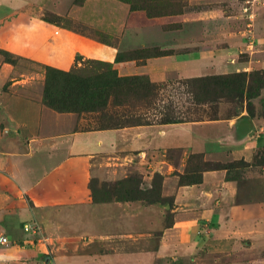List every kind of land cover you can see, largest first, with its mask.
Listing matches in <instances>:
<instances>
[{"label":"crops","instance_id":"1","mask_svg":"<svg viewBox=\"0 0 264 264\" xmlns=\"http://www.w3.org/2000/svg\"><path fill=\"white\" fill-rule=\"evenodd\" d=\"M92 1L84 11L101 2ZM246 1L172 0L149 8H157L154 15L116 1L111 39L102 37L104 28L102 38L51 28L31 16L41 0H0V53L61 71L79 56L153 83L264 71V0L250 6L251 27ZM16 67L0 64V264H175L181 251L209 255L213 264H264V162L253 163L264 152V117L218 112L217 120L84 128L77 114L56 112L23 91L42 76L29 69L13 77ZM191 154L249 167L235 181L208 171L197 184H181ZM155 175L172 208L92 198L93 180L138 176L149 189ZM28 223H37L41 237L23 231Z\"/></svg>","mask_w":264,"mask_h":264},{"label":"rangeland","instance_id":"2","mask_svg":"<svg viewBox=\"0 0 264 264\" xmlns=\"http://www.w3.org/2000/svg\"><path fill=\"white\" fill-rule=\"evenodd\" d=\"M84 1L85 0H41V3L33 4L30 13L31 16L41 19L51 28H57L59 31L72 30L89 36H96L97 38H105V33H107L111 39L116 38L115 33H117V30L113 23L118 21L117 15L120 11L116 12L113 9V3L119 2L122 4L123 2L119 0H116L117 2L115 0H101L100 3L98 2L96 4L95 8L93 6L84 11V8H82ZM123 1H129L130 4L135 1L136 3H139V6L144 4L138 0ZM167 1L168 2L166 3L165 0H147L145 6L153 7V5H158L164 8V6L168 4L169 7L173 2L172 0ZM92 2L95 4V0ZM128 7L131 6L128 5ZM155 9L157 8H154V10ZM249 14L250 17L248 15L245 16L247 18V25L251 27L256 17L252 12ZM100 28H104L105 31L103 32L102 37H100ZM96 29H98V31ZM142 55L143 53L140 54L139 52L136 55L123 54L120 58L126 59L132 58V56L141 57ZM4 61L5 59L1 52L0 64L4 63ZM8 61L17 66L14 70L13 77L20 73L24 75L28 74L29 69H34L39 72L38 74L42 76L41 79L32 80L33 82H28L25 87L21 89L27 92L29 96L40 100V102L42 101L41 94L44 89H47L51 95L56 96V98L64 101L67 105L72 107L77 106L79 109H81L82 104L84 107L85 105H88L90 97L87 91L95 86H98V88L104 87V91L109 92L113 97L119 96L115 91L116 70L112 65L106 63V66L102 64H93L91 60L76 56L74 65L68 71H61L52 67H39L32 65L29 61L21 59L15 55L9 57ZM254 71L250 73L241 72L224 75L226 76L225 78H214L208 83H185L186 80L190 79H177L175 81L154 83L160 86V88L155 92L154 96L148 97L145 101L139 102L144 106H138L140 104L132 100L131 104H128L125 108H110L109 112L110 114H113L114 112H118L119 114L130 112L140 119H148L157 122L163 117L162 114H169L175 118H202V120H205L206 115H211V113L214 114L216 111L217 113L219 112L222 118H230L235 114L239 115L244 111L248 113L250 117H261L263 113L261 111L260 101L264 99V87L260 88V81L264 82V75L257 72H255V74ZM131 77H139L142 79L147 78L145 76ZM130 97L132 96H129L128 99H130ZM79 117L83 120L84 128H101L99 114L82 111ZM176 157V152H170L168 154L170 161H174ZM260 157L261 160L255 159V162L253 163L257 164L259 161L264 162V152L260 154ZM205 161L215 162L204 160L199 155L191 154L188 156L185 170L182 175H179L180 181H184V183H193L194 181L199 180L202 173L208 172L205 171ZM215 163L225 164L222 162ZM232 167L238 169L234 170L232 168L230 171V177L234 176L233 171L238 173V176L241 177L245 167H240V164H234ZM209 168L212 169L211 167ZM159 181L160 177L155 175L152 180V187L149 189L145 186H143L144 188H140L141 180L138 176H133L122 181L120 187L115 184L104 185L95 180L91 181L90 186H92L91 188L93 189L96 198H110L113 194L117 193V196L120 197L128 196V198H140L146 201H154L159 197ZM144 184L145 183L142 185ZM161 199L162 203L167 204L170 207L173 205L172 197ZM170 217L171 216L168 215L167 219L170 220ZM168 237L171 244L177 242L178 238L173 234H170ZM180 253L185 257L183 256V258L175 264H200L202 261L204 264H213L211 257H209V255L201 257V252L187 251L188 254L186 255L183 254L184 252L182 251ZM199 257L201 258L198 259ZM260 257L264 260V254ZM238 262L239 261L235 260V264ZM157 264H164V262Z\"/></svg>","mask_w":264,"mask_h":264},{"label":"trees","instance_id":"3","mask_svg":"<svg viewBox=\"0 0 264 264\" xmlns=\"http://www.w3.org/2000/svg\"><path fill=\"white\" fill-rule=\"evenodd\" d=\"M119 1L130 5L131 6L130 10H143V11H145V14H147V15L156 14V12H155L156 10L151 11L149 9V8L152 9V7H146L145 6V4H146L145 2L147 0H138V1H141L144 3L140 6H139V3H136L135 1L133 3L131 2V4L129 1H123V0H119ZM2 55H3L6 63H10L8 61V58L14 56L13 54H10L7 52H2ZM91 62L93 64H98V65L102 64L104 66H106V64H107V63L105 64L103 62L96 61V60H91ZM255 72L264 75L263 70H257V71H254V73ZM64 75H67V74H64ZM115 76H116V88H115L116 90L115 91H116V93L119 94L118 97H116V96L113 97V96H111V94L109 92H105L104 87L98 88V86H95L94 88H90L89 91H87L88 95L90 97L88 100V105L87 106L85 105V107H84V105L82 104L81 109H79L77 106L72 107V106L67 105L64 101H61V100H59V98H56V96L51 95V93L47 89H44V90H42V94H41V98H42L41 102L46 107H48V108H50L56 112H59V113H75L79 116L82 111H86V112L99 114V116H100L99 117V119H100L99 123L101 125L100 126L101 128L95 129V130L118 129V128H125V127H133V126L152 125V124H156V123L166 125V124H177V123L202 121V118H195V119L194 118H175L169 114H162L163 117L159 120V122L153 121V120L150 121L148 119L147 120L140 119L139 117H136L134 114H131L130 112L120 113V114L118 112H114L113 114H110V112H109L110 108H117V107L125 108L126 106H128V104H131L132 100H134L136 103L140 104L138 106H144L143 104H141L139 102L145 101L146 98L154 96L155 92L160 88V86L150 82L149 79H147V78L142 79L139 77H120L117 75V72H116ZM220 77L225 78L226 76H210V77H202V78H198V79H190V80H186L185 83H187V84H190V83H192V84H194V83H208L212 79L220 78ZM260 82H261L260 88H263L264 82H262V81H260ZM129 96H132V97H130V99H128ZM260 102H261V111L263 113V115L261 117H264V99H262ZM84 104H86V103H84ZM234 116H238V114H235ZM218 117L219 116H218V113L216 111L214 114L211 113V115H206L205 119L217 120ZM89 129H91V128H89ZM260 158L261 157H258V156L255 157V159H260ZM260 162L261 161H259V163ZM234 164H240V167H245L244 168L245 170L249 167V164L242 161V160L234 161V162H230V163H225V164L215 163V162H206V161L204 162L205 171H218V170L225 171L226 172V180H228V181H235V180H238L241 178L238 176L239 174L234 172V171H233L234 176L230 177V171L232 170V168H233L232 166ZM209 167H211L212 169H210ZM237 169H234V170H237ZM179 180H180V176H179ZM200 181H201V178L199 180L194 181L193 183L192 182L191 183L190 182L184 183V181H180V183L189 185V184H197ZM120 183L121 182L115 183V185L120 187L121 186ZM103 184L106 185V183H103ZM91 187L92 186H90V188ZM91 194H92V198L95 202H106V201H111V200L127 201V200H131V199H135V198H128V196L120 197V196H117V193L113 194V196L110 198H104V197L103 198H96L95 193H94L92 188H91ZM138 200H141V201H144L147 203H161V204H163L160 195L154 201H146V200L140 199V198H138Z\"/></svg>","mask_w":264,"mask_h":264},{"label":"built area","instance_id":"4","mask_svg":"<svg viewBox=\"0 0 264 264\" xmlns=\"http://www.w3.org/2000/svg\"><path fill=\"white\" fill-rule=\"evenodd\" d=\"M259 0H251V1H246L244 2L245 7L243 8L244 14L248 15L250 17V6H252L254 3H258ZM23 231L25 233H29L34 236H40L41 235V229L37 225V223H28L24 225ZM41 237V236H40ZM40 239V238H39ZM6 242V239L4 238L3 240H0V244H4Z\"/></svg>","mask_w":264,"mask_h":264}]
</instances>
